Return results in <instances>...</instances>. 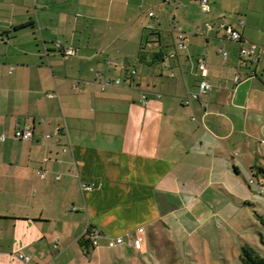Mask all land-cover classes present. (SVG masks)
Wrapping results in <instances>:
<instances>
[{
    "label": "crops",
    "instance_id": "0c3cea01",
    "mask_svg": "<svg viewBox=\"0 0 264 264\" xmlns=\"http://www.w3.org/2000/svg\"><path fill=\"white\" fill-rule=\"evenodd\" d=\"M181 1L21 0L35 18L0 25V264H25L19 253L32 264H175L195 238L203 264L241 258L225 227L235 232L232 210L264 177V55L240 48L264 46V0H207L206 11ZM179 32L188 47L166 58ZM201 58L211 88L186 105ZM25 124L31 140L14 136ZM129 236L140 243L117 242Z\"/></svg>",
    "mask_w": 264,
    "mask_h": 264
},
{
    "label": "rangeland",
    "instance_id": "374dc122",
    "mask_svg": "<svg viewBox=\"0 0 264 264\" xmlns=\"http://www.w3.org/2000/svg\"><path fill=\"white\" fill-rule=\"evenodd\" d=\"M21 0H0V25H10L11 23H17L19 21H26L30 19V16L35 18L34 7L32 6L28 11L21 8ZM255 146L259 149L260 156L256 155L260 164H264V159L261 155H264V141L260 144L255 142ZM256 165V166H257ZM261 166V165H260ZM257 182L248 187L249 198L238 201V206L232 210L231 216L233 217L232 223H234V231L225 227L226 236L231 239L232 242H237L240 245L250 246L254 248L257 254L264 258V191L262 190L261 184L264 183V177L253 176ZM252 178V177H251ZM252 186V187H251ZM219 235L213 238V244L215 249H218ZM197 242L193 249L184 248L181 249V254L176 255L178 257L175 260V264H203V251L201 248V239L195 238ZM238 245V246H239ZM196 250L195 253L194 251ZM200 253V254H199ZM242 253V252H241ZM239 252V254H241ZM202 254V255H201ZM237 253H231V264H241V258L235 257ZM241 257V256H240ZM170 255L162 254L159 262L169 261ZM224 264V263H223Z\"/></svg>",
    "mask_w": 264,
    "mask_h": 264
},
{
    "label": "built area",
    "instance_id": "2783aa9c",
    "mask_svg": "<svg viewBox=\"0 0 264 264\" xmlns=\"http://www.w3.org/2000/svg\"><path fill=\"white\" fill-rule=\"evenodd\" d=\"M174 5H183L181 0H172ZM203 10H207V0H201ZM151 16L154 15L153 12L150 13ZM172 21L175 22V18L171 16ZM240 23L243 25L244 21H240ZM206 28L208 31L215 30L217 32H220L222 34V39L223 40H231V41H240L241 40V32L238 29L233 28L231 25H228L226 23H221L219 25L213 24V23H206ZM58 49L62 51V53L65 56L72 55L76 52V50L69 46V47H63L60 42L57 43ZM188 47L187 42H186V37L183 33L179 32L176 36L174 48L172 49L171 52H169L166 55V58H171L177 56L181 51L186 50ZM218 53L220 56L226 60L228 58V51L226 50L225 46L223 45L218 49ZM240 55L242 57H248L251 58L253 61H258L261 56L264 55V46H257V45H250V46H242L240 48ZM198 69L200 73V81L198 84V88L196 91L189 92L187 96L183 99L184 104L189 105L191 104L193 99H198L202 95L208 93V91L211 88L210 82L207 80L208 77V68H207V63L204 58L199 59L198 61ZM131 75L134 78L136 76V70L133 69L131 71ZM238 79V77H237ZM120 79H111V78H106L104 85H118L120 84ZM49 96L53 97L54 93L50 92ZM160 96V95H158ZM147 96L146 94L143 95V99H146ZM203 105H206V102H203ZM41 121L43 119L41 118ZM62 133L61 129H57L54 133V135L59 136ZM14 136L17 139L21 140H31L33 139L34 132H33V125L32 124H25L24 126L17 125L15 131H14ZM47 138H51V134H46L45 135ZM0 140H5V136L1 135ZM39 176L41 178H46V173L43 171L39 172ZM59 178V177H58ZM250 184L256 183L257 180L252 177L249 180ZM262 190L264 191V183L261 184ZM82 188L85 190H92L95 188V183H82ZM86 234L89 235V239L91 240L92 244L94 246L99 245V238H100V231L90 225H87L84 231ZM117 242L122 244V243H127L128 245H135L139 244L140 240L135 239L133 236H129L128 240L125 241L122 237L117 238ZM57 247V244H56ZM18 259L23 261L25 264H32V259L29 255H26L24 253H19L17 255Z\"/></svg>",
    "mask_w": 264,
    "mask_h": 264
},
{
    "label": "trees",
    "instance_id": "16d2710c",
    "mask_svg": "<svg viewBox=\"0 0 264 264\" xmlns=\"http://www.w3.org/2000/svg\"><path fill=\"white\" fill-rule=\"evenodd\" d=\"M241 264H264V258L259 256L256 250L250 246H243Z\"/></svg>",
    "mask_w": 264,
    "mask_h": 264
}]
</instances>
